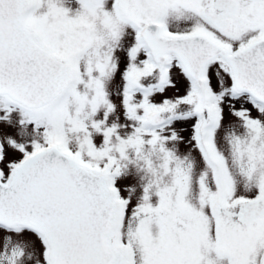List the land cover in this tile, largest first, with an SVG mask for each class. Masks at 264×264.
Segmentation results:
<instances>
[{"label": "snow or ice", "instance_id": "1", "mask_svg": "<svg viewBox=\"0 0 264 264\" xmlns=\"http://www.w3.org/2000/svg\"><path fill=\"white\" fill-rule=\"evenodd\" d=\"M0 264H264V0H0Z\"/></svg>", "mask_w": 264, "mask_h": 264}]
</instances>
